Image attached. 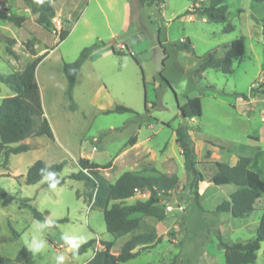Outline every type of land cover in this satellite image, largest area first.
<instances>
[{
  "label": "rangeland",
  "instance_id": "374dc122",
  "mask_svg": "<svg viewBox=\"0 0 264 264\" xmlns=\"http://www.w3.org/2000/svg\"><path fill=\"white\" fill-rule=\"evenodd\" d=\"M208 1L158 0L141 4L139 0H79L69 15L58 17L61 24L56 26L72 31L59 44L57 36L53 45L59 46L40 68L44 115L54 138L25 140L36 148L12 154L7 169L0 159V190L33 198L31 204L47 214L45 220H38L29 208H19L14 199L0 195L1 258L14 259L35 228L46 241L45 249L15 264H55L54 257L60 253L66 255V264H82L92 257L93 249L71 256V245L63 236L70 240L81 236L87 241L96 238L95 246L100 250L105 249L102 241H113L112 251L118 253L127 239L152 230L159 242L137 247L135 257L125 264L170 262L174 258L179 260L178 264H227L220 240L235 243L256 237L264 195L257 200L254 210L243 217L216 212L217 204L229 199L235 185H216L211 176L216 161L234 164L240 156H246L250 158V167L264 179V98L250 102L238 95L249 94L251 88L264 89V1L227 0V16L235 27L231 32H224L223 24L211 22L204 15L184 14L187 9L207 5ZM27 5L33 6L24 2L17 12H12L28 18L24 24L27 31L32 30L21 31L25 34L20 47L22 62L27 60V54H32L40 37L34 30L33 13L24 12L23 6ZM15 26L7 23L3 32L10 37L19 35L21 32ZM111 30L118 33L110 35ZM239 37L244 39L245 54L234 61L231 73L208 68L197 74L206 52L215 49L216 55L222 57L224 44ZM188 39L193 51L177 49L176 43ZM97 41L108 49L95 57L79 79L77 76V106L73 109L66 94L61 61H74L84 47ZM113 46L123 54L107 53ZM5 69L7 66L0 62V70ZM196 96L202 100V116L184 118L179 106ZM118 104L142 115L105 112ZM178 126L191 133L197 168L205 177L198 187L202 210L194 200L190 189L193 177L184 168V157L175 138ZM134 135L142 148L128 151V141ZM86 156L99 164L110 162L108 168H101V173L111 182L125 171L151 169L163 186L158 206L165 218L158 220L137 213L141 219L138 229L112 236L107 231L103 210L93 205V191L83 181L67 178L53 189L44 181L25 184L19 176L27 174L36 160L43 159L48 163L64 161L61 176L65 177L77 172L79 158ZM171 184L174 185L164 187ZM140 198L135 194L126 202ZM167 204L173 206L172 211L165 208ZM257 254L253 264H264V242Z\"/></svg>",
  "mask_w": 264,
  "mask_h": 264
},
{
  "label": "trees",
  "instance_id": "16d2710c",
  "mask_svg": "<svg viewBox=\"0 0 264 264\" xmlns=\"http://www.w3.org/2000/svg\"><path fill=\"white\" fill-rule=\"evenodd\" d=\"M57 0H37L33 8L37 15V22L41 26L53 30L56 28L54 18L56 10L54 2ZM141 4L153 3L158 0H139ZM264 1V0H256ZM5 10H9L6 8ZM227 0H209L207 5L195 10L187 9L184 14H201L214 23L223 24L224 32L234 30V25L229 21L227 16ZM0 17L14 25L21 27L26 21L24 15L15 13H0ZM264 31V18L262 19ZM71 29H61L57 34L58 43L65 40L70 34ZM6 42V51L16 56V53L10 45L14 43L13 38L4 37ZM100 46L101 41L84 47L79 56L74 61H65L63 72L67 79L66 94L71 101V107L76 108L74 102V88L77 82L78 73L86 59ZM175 46L180 50L193 51V44L188 39L176 43ZM225 53L222 57L216 55V50L211 49L202 56L200 65L197 68V74L204 72L208 68L220 69L223 73H231L235 60L241 59L245 54V43L242 37L236 38L224 44ZM115 54H123L114 49ZM35 54V53H34ZM132 54V53H131ZM133 56V54H132ZM44 55L38 56L33 61L27 63L25 67L10 74H0V82L7 85L13 95L3 98L0 102V159L1 165L7 167L9 158L12 154H19L28 151L31 146L25 143V140L32 137L47 136L54 138L52 128L48 119L44 115L43 103L40 89L36 80V68ZM138 62L137 58L133 56ZM164 82L169 84L166 77L162 75ZM211 87V86H210ZM244 99L264 98V89L251 88L249 94H238ZM146 111H149L147 100L145 101ZM181 115L184 118H199L203 114L202 100L200 97H191L179 106ZM136 113L142 115L130 107L118 104L109 109L106 113ZM168 125V124H167ZM176 141L183 151L184 168L192 174L190 189L193 192L194 200L202 210L203 205L200 201L198 191L199 183L205 180L204 174L197 168V152L194 139L186 127L178 126L175 128ZM137 137L132 136L128 144L133 145ZM79 170L72 172L65 177L61 172L65 162L48 164L43 159L36 160L29 168L26 174V184L33 185L43 179L45 184L61 185L67 178L83 181L85 185L93 191L91 199L93 205L103 210L107 231L112 236H123L140 226V217L137 213H144L158 220L165 218V213L159 208V191L163 187L159 185V176H144L137 172L125 171L116 181H109L101 173V168H108L110 162L99 164L88 158L81 157L78 160ZM51 174V176H50ZM174 181V180H171ZM211 181L216 185H235V189L230 193L229 199L223 200L215 207L216 212H229L233 217H243L249 214L255 208L257 200L264 195V179L260 174L250 167V158L240 156L234 164L222 161H216ZM164 185V187H172ZM150 191L148 199H137L133 203H127L126 200L134 196L136 190ZM3 197L12 198L16 201L19 208H29L34 217L38 220H45L47 212H41L31 204L32 198L7 194L0 190ZM65 220V218L63 219ZM15 234V231H13ZM98 239H89L83 243L76 254H82L88 249H93V256L84 264H125L136 255V248L140 246H153L159 242L156 231L133 235L127 239L121 246L118 253H114L112 248L113 241H102L105 246L104 250L95 249ZM264 242V210L260 218L259 226L256 230V237L245 242L228 243L220 240L219 247L224 250L227 264H253L257 260L258 251ZM73 256L72 250L69 252ZM31 253L24 246L14 259L1 258L0 264H15L24 262ZM179 260L174 258L170 262L148 263V264H178Z\"/></svg>",
  "mask_w": 264,
  "mask_h": 264
},
{
  "label": "crops",
  "instance_id": "0c3cea01",
  "mask_svg": "<svg viewBox=\"0 0 264 264\" xmlns=\"http://www.w3.org/2000/svg\"><path fill=\"white\" fill-rule=\"evenodd\" d=\"M7 2L9 4V7H8L9 10L2 9V10H0V13L10 14L12 12H17L22 7V4L24 2L30 3V4L32 3L33 4L32 7H30V5L29 6L28 5L27 6H23L24 7V10H25L24 12L28 13V12L31 11L33 13L32 14L33 16H31V17H32V19H34V24L36 25L34 30L36 32H38L37 33L38 34V37L39 36L40 37H39V40H37L36 43H35V45H34V51L32 52V54H27L25 56L26 57L25 59H27V60H25L24 62H22L23 61V58H22L23 56H22V52L20 51V47H21L23 38L25 37V34H24V32H21V31H26L27 33H31L32 30L31 31H27L25 24H23V26L17 27L20 30L21 33L19 35H17V36L10 37V36L6 35L3 32V29L7 25V23H11V22H9V21H7L5 19H2L0 17V43L1 44L2 43L5 44V45L2 44L1 47H0V62L1 63H4L7 66V69H5L7 71H1L0 70V74H10V73H13V72H16V71H20V70H22L25 67V65L27 63L33 61L34 59H36L40 55H44L43 59L39 62V64L37 65V68H36V80H37V83H38V86H39V89H40V93L43 96L44 84L42 83V78L40 77V76L43 77V75H42V73L40 71V68L43 65L42 62L45 60V58H47L49 56V54L52 52L53 49H55V48H57L59 46V45H55L54 46L53 43H54L55 39L57 38V34L61 30V26H56L55 29L49 30V29L41 26L40 24H38V22L36 20L37 19V15L34 13V11H32L33 8L37 4V0H7ZM78 2H79V0H57L56 2H54L53 5H54V8L56 10V17L55 18L58 19V17H60V16H62L64 14H68L69 15L70 14V11H72L74 8H77ZM27 22H28V18H26V21L24 23H27ZM71 31H72V29H71ZM71 31H70V33H71ZM117 33H118V31H112V30L110 31V35H113V36L116 35ZM4 37L13 38L15 40L14 43H12L10 45V48H12V50H14V52L16 53V56H13V55L9 54L6 51L7 44L3 40ZM107 49L108 48H105V45H102L101 47H99L98 49H96L86 59V61L84 62V64L82 65V67H81V69H80V71L78 73V79H79L80 75L82 74V72L86 69V67L96 60L95 57L99 53H101V52H103V51H105ZM114 49H116V48L113 46L111 52H107V53H111L113 55H119V54H115L114 53ZM64 62H65V60L62 59V61H61V69H62V71H63V64H64ZM91 69H92V67H91ZM63 74H64V72H63ZM65 79H66V77H65ZM78 79H77V82H76V85H75V88H74V99H75V94H76V90H77V85L79 83V80ZM66 82H67V79H66ZM3 85H5V84L2 83V82H0V102H1V100L3 98H5L7 96L13 95V91L10 88H8V89L4 88ZM66 88H67V85H66ZM247 101L252 102V101H254V99H249ZM112 108H114V107H112ZM112 108H110V109H112ZM107 110H109V109H107ZM136 137H137V135H136ZM25 143H28L29 144L28 141H25ZM30 146H31V148L29 150H32V149L36 148V147H34L32 145H30ZM139 148H142V146H141V143L139 142V138L137 137L136 142L133 145H130L129 146V149H127V150L128 151H134L135 152ZM179 149L181 150V152L183 154L182 148L179 147ZM85 158H88L91 161H93L91 159V157H89V156H86ZM9 160H10V158H9ZM48 164H52V163H48ZM8 166H9V163H8ZM7 167L4 168V169H7ZM151 172H152V170L151 169H148V170H144L143 172L140 171V172H137V173H139L141 175H144V176H155V175H152ZM19 176L23 177V182H25V184H26V181H25L26 180V174L25 175L24 174H20ZM43 181L45 182L46 179H43L42 181H40L38 183H42ZM95 249H99V248L97 246H95ZM93 254H94V251H93ZM93 254H92V256H93ZM86 261L87 260H85L82 264H84Z\"/></svg>",
  "mask_w": 264,
  "mask_h": 264
},
{
  "label": "clouds",
  "instance_id": "9594fccd",
  "mask_svg": "<svg viewBox=\"0 0 264 264\" xmlns=\"http://www.w3.org/2000/svg\"><path fill=\"white\" fill-rule=\"evenodd\" d=\"M50 176H51V174H50ZM50 187L55 189L56 184L53 183ZM39 227L44 228L47 226L46 225H39ZM63 240L66 243H69L71 245L73 256H75L76 250L79 249L81 244L87 242V238L84 236H81L79 238H73L71 240L67 236H63ZM24 243H25L26 249L32 254L33 257H35L37 253H41L46 247V241L40 237L39 232L37 231L36 228L34 230V234L31 237V239L29 240L28 238H25ZM54 259H55V264H66L67 257L65 254L60 253V254H57L54 257Z\"/></svg>",
  "mask_w": 264,
  "mask_h": 264
},
{
  "label": "built area",
  "instance_id": "2783aa9c",
  "mask_svg": "<svg viewBox=\"0 0 264 264\" xmlns=\"http://www.w3.org/2000/svg\"><path fill=\"white\" fill-rule=\"evenodd\" d=\"M54 21H55V23L57 24V25H60L61 24V22H60V20L59 19H54ZM123 47H124V45H122ZM135 194L136 195H139L141 198L140 199H142V200H144V199H148L149 197H150V191H148V190H140V189H138V190H136V192H135ZM134 194V195H135ZM161 201H159V203H160ZM168 211H172L173 210V206L171 205V204H167L166 205V207H165Z\"/></svg>",
  "mask_w": 264,
  "mask_h": 264
},
{
  "label": "water",
  "instance_id": "95a60500",
  "mask_svg": "<svg viewBox=\"0 0 264 264\" xmlns=\"http://www.w3.org/2000/svg\"><path fill=\"white\" fill-rule=\"evenodd\" d=\"M8 7H9V4H8L7 0H0V10L6 9Z\"/></svg>",
  "mask_w": 264,
  "mask_h": 264
}]
</instances>
